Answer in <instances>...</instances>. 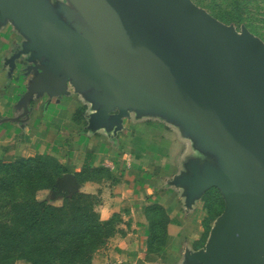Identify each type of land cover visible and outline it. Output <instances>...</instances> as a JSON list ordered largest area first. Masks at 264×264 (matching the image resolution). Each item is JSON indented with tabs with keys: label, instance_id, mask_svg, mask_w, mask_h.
<instances>
[{
	"label": "water",
	"instance_id": "1",
	"mask_svg": "<svg viewBox=\"0 0 264 264\" xmlns=\"http://www.w3.org/2000/svg\"><path fill=\"white\" fill-rule=\"evenodd\" d=\"M67 1L0 0V28L24 40L12 67L40 73L26 98L69 96V84L96 111L94 128L118 130L130 113L176 126L197 155L172 184L187 207L211 188L225 203L205 250L186 263L264 264V45L191 0ZM183 37L217 54L193 56ZM219 64L250 96L210 75ZM60 183L71 188L73 177Z\"/></svg>",
	"mask_w": 264,
	"mask_h": 264
},
{
	"label": "crops",
	"instance_id": "2",
	"mask_svg": "<svg viewBox=\"0 0 264 264\" xmlns=\"http://www.w3.org/2000/svg\"><path fill=\"white\" fill-rule=\"evenodd\" d=\"M23 41L11 25L0 28V165L53 159L64 169L59 181L73 177L69 191L90 196L101 222L120 224L91 264H187L186 253L205 250L225 203L211 188L187 207L183 190L172 184L197 155L190 140L161 118L134 113L122 119L118 130L94 128L90 120L96 111L69 84V96L43 93L38 99L33 93L26 98L40 73L26 72L16 61L12 67ZM79 109L84 111L76 121ZM212 190L222 202L213 219L206 200ZM152 208L167 217L165 243L156 252L149 251Z\"/></svg>",
	"mask_w": 264,
	"mask_h": 264
},
{
	"label": "trees",
	"instance_id": "3",
	"mask_svg": "<svg viewBox=\"0 0 264 264\" xmlns=\"http://www.w3.org/2000/svg\"><path fill=\"white\" fill-rule=\"evenodd\" d=\"M83 111L77 110L74 115L76 121ZM20 167L27 168L29 172L36 169L35 173L39 175L50 169L55 178L61 177L64 170L55 160L42 157L0 165V170L8 173ZM90 199V196L77 193L64 198L60 208L33 200L17 204L14 209L20 214L15 223L0 226V264H11L16 259H24L31 264H90L93 252L114 235L115 223L101 222ZM206 200L213 219L219 215L222 202L215 198L213 190L206 195ZM148 213L152 218L149 251L156 252L165 243L167 217L160 208H152Z\"/></svg>",
	"mask_w": 264,
	"mask_h": 264
},
{
	"label": "rangeland",
	"instance_id": "4",
	"mask_svg": "<svg viewBox=\"0 0 264 264\" xmlns=\"http://www.w3.org/2000/svg\"><path fill=\"white\" fill-rule=\"evenodd\" d=\"M50 1L55 5L58 0ZM191 1L196 6L204 9L223 25L232 27L240 35L243 30H245L264 45V0ZM61 2H63V0H61ZM68 3L69 2L65 0V4ZM181 44L185 51L191 53L193 56L204 54L208 61L210 59V54H217L218 51L209 41L197 44L188 37H183ZM221 59L222 61L225 60L224 58ZM209 72L212 77L217 79L218 83L226 88L250 96L243 82L228 76L221 67V64H219V70H214L210 67ZM35 171L36 169L32 168L29 172L27 168L20 167V169L10 170V172L14 173V175H12L9 171L6 173L7 170H0V181H3L0 190L4 192L0 194V226L13 225L15 223L16 217L20 214L19 211L14 209L17 204L33 200L37 203H44L54 208H60L63 205L64 198H70L79 193L74 190L69 191L66 188L65 193H63L59 181L61 177L55 178V176L51 174L50 169H46L44 175L36 174ZM43 186L50 187L44 188ZM90 201L92 202V199H90ZM119 225V223L113 224L114 233L118 230ZM111 239H113V236L109 237L103 245L93 252L91 262L95 254L102 252ZM11 264L31 263L24 259H16Z\"/></svg>",
	"mask_w": 264,
	"mask_h": 264
}]
</instances>
